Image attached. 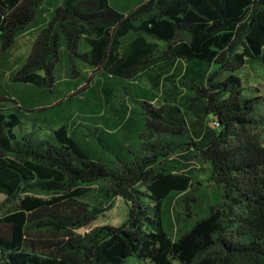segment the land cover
Wrapping results in <instances>:
<instances>
[{
    "label": "trees",
    "instance_id": "trees-1",
    "mask_svg": "<svg viewBox=\"0 0 264 264\" xmlns=\"http://www.w3.org/2000/svg\"><path fill=\"white\" fill-rule=\"evenodd\" d=\"M33 29L0 84V264H264V97L239 75L264 68V0H0V66ZM119 198L121 224L79 233Z\"/></svg>",
    "mask_w": 264,
    "mask_h": 264
},
{
    "label": "rangeland",
    "instance_id": "rangeland-1",
    "mask_svg": "<svg viewBox=\"0 0 264 264\" xmlns=\"http://www.w3.org/2000/svg\"><path fill=\"white\" fill-rule=\"evenodd\" d=\"M36 30L37 29H33L21 35L16 41L13 49L9 52L7 56V65L0 66V84L5 85L7 90L12 87H17L18 85L12 81L11 73L15 70V67L18 65V63L20 61H23V59L28 56L30 48L36 36ZM160 46L161 48H163L162 44H160ZM59 66L57 80L63 81L64 79H67V72L63 66H61L60 68ZM1 71H3V74H1ZM85 72H87V78L93 80L99 78V72H96V70L93 71L89 68H86ZM239 75L241 76L243 85L245 86L246 94H251L255 97H264V68L262 66L248 64L240 71ZM84 85L89 86L90 84H83L82 87H86ZM80 94L82 95V93ZM119 96L124 97L123 91L122 94L121 91L119 92ZM81 103H83V98H81L80 101H76V104H78L79 106L81 105ZM130 105L134 104L131 103ZM120 106L121 105L119 103H116L117 108H119ZM135 119H137L135 120V122L138 123V125H141L143 123V121L139 117H136ZM83 127L85 128L84 125ZM172 158H176V155L172 156ZM187 170H192L191 172L193 177V187L189 194V197L195 200V203L192 204V208H190V212L193 213L196 210L202 212V210L206 209L207 207L206 200L209 199L211 201L214 196L219 193V189L210 179L209 166L206 163L200 161L198 157L191 160L190 167ZM200 197H202V199ZM5 198V195L0 194V217L11 212V203L3 205L1 207V203L5 200ZM97 201L98 199L95 196L94 198H91L89 200V203L93 206H100L101 204ZM182 208L183 207L175 203L171 209L172 225L170 227V232L173 238H176L179 235L180 231L186 228L184 218H182ZM127 210L128 208L126 203L124 202V200L119 198L115 200L113 204L108 205L105 208L104 212L90 226L79 230V233L88 232L97 226H103L108 224L119 225L125 220ZM196 219L197 217L194 216L191 220V226Z\"/></svg>",
    "mask_w": 264,
    "mask_h": 264
},
{
    "label": "crops",
    "instance_id": "crops-1",
    "mask_svg": "<svg viewBox=\"0 0 264 264\" xmlns=\"http://www.w3.org/2000/svg\"><path fill=\"white\" fill-rule=\"evenodd\" d=\"M118 1H120V2H121V1L126 2V1H132V0H118ZM171 73H174V71H171ZM96 79H97V78H96ZM177 79H178V78H177ZM179 79H180V77H179ZM176 81H178V80H176ZM163 85H164L163 82H161V84L158 86L157 89L161 91V90L163 89Z\"/></svg>",
    "mask_w": 264,
    "mask_h": 264
}]
</instances>
